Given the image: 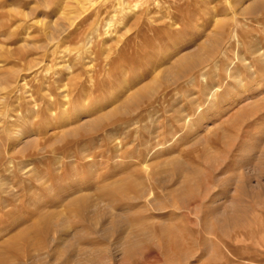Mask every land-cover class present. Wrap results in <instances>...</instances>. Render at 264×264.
Segmentation results:
<instances>
[{
	"label": "rangeland",
	"instance_id": "374dc122",
	"mask_svg": "<svg viewBox=\"0 0 264 264\" xmlns=\"http://www.w3.org/2000/svg\"><path fill=\"white\" fill-rule=\"evenodd\" d=\"M0 264H264V0H0Z\"/></svg>",
	"mask_w": 264,
	"mask_h": 264
},
{
	"label": "bare ground",
	"instance_id": "6f19581e",
	"mask_svg": "<svg viewBox=\"0 0 264 264\" xmlns=\"http://www.w3.org/2000/svg\"><path fill=\"white\" fill-rule=\"evenodd\" d=\"M77 199H81V197L79 196ZM75 201H77V200H75ZM70 204H71V203H70ZM86 220H87L86 217H81V221L87 222Z\"/></svg>",
	"mask_w": 264,
	"mask_h": 264
}]
</instances>
